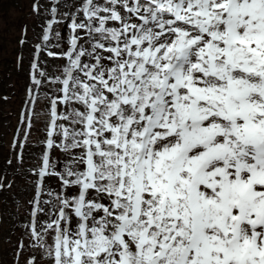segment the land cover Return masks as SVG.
I'll return each instance as SVG.
<instances>
[{
    "label": "snow or ice",
    "instance_id": "1",
    "mask_svg": "<svg viewBox=\"0 0 264 264\" xmlns=\"http://www.w3.org/2000/svg\"><path fill=\"white\" fill-rule=\"evenodd\" d=\"M49 4L32 3L44 23L12 143L22 163L52 85L17 262L264 264V0Z\"/></svg>",
    "mask_w": 264,
    "mask_h": 264
},
{
    "label": "rangeland",
    "instance_id": "2",
    "mask_svg": "<svg viewBox=\"0 0 264 264\" xmlns=\"http://www.w3.org/2000/svg\"><path fill=\"white\" fill-rule=\"evenodd\" d=\"M40 2L44 5V8L50 7L49 0H40ZM67 2L71 3L72 0H67ZM32 3L33 0H0V5L3 7V12L0 14V41L5 43V46L0 48V72H2L0 73V78H2V76L5 77V74H8L10 71L12 72L13 66H11L10 61L13 60L14 57L16 59V38L19 36L20 26L24 24V21L28 23L27 27L29 26L27 35L25 36L26 43L22 46L21 50V56L23 57L20 67L21 70H14V73L6 78L4 90L7 86L5 92L10 98L0 106V174H2L3 170H6L4 171L6 178L2 181L5 185L8 176L10 177L9 179L13 178V182L11 187L8 188V191L0 192V205H3V209H0V248L2 253H6V257L0 261V264H2V262L3 264H22L30 255H25L26 253L23 251L19 257V262H17L16 245L17 241L20 239H24L25 243L28 242V238H25L26 235H22L26 231L23 226L27 224V217L28 219L30 218V204L28 201L32 199L35 194V186L31 182L34 180V177L29 173L31 169H35L39 166L40 155L43 152L42 141L44 134H42V129L44 128L48 112V96L55 90L52 85H44V87L39 90L40 94L36 108L35 123L27 139L29 143L25 145V149L23 150V162H16L17 164H15L13 160L11 165L7 164L6 162L9 160L8 158L10 156L7 143L11 129H13L15 125V116L8 112V110H13L12 107L19 104V90L22 89L26 81V71L28 69L27 63L30 55L29 43H31L32 46L33 42L41 40L39 30L43 24V18L37 17L32 13ZM61 33L66 37L68 33L67 28L61 29ZM45 57L46 55L44 53L40 54L41 60L45 61ZM46 61L49 75L58 74L55 66L64 63L63 60H54L49 57ZM41 66L43 67V64ZM46 93H48V95H46ZM14 96L17 98H14ZM56 155L59 156L60 153L57 152ZM8 169L12 170L11 174H9ZM48 183L55 184V182L51 180L48 181ZM39 219L43 222L47 221L49 217L41 215ZM51 240L52 238L50 235L48 237L49 244H51ZM37 261L38 264H51V261L41 259V253L40 256L37 257Z\"/></svg>",
    "mask_w": 264,
    "mask_h": 264
},
{
    "label": "trees",
    "instance_id": "3",
    "mask_svg": "<svg viewBox=\"0 0 264 264\" xmlns=\"http://www.w3.org/2000/svg\"><path fill=\"white\" fill-rule=\"evenodd\" d=\"M3 5V4H2ZM3 12V7L0 5V14ZM0 35H1V32H0ZM18 38V37H17ZM17 38H16V43L18 42V40H17ZM5 46V43H3L2 41H0V48H3ZM18 49H20V45H18V43H17V50ZM16 50V51H17ZM10 64H11V66H13V73H14V70H19L18 69V67L15 65L16 64V60H15V57H14V59L13 60H11L10 61ZM19 66H21V63H20V65ZM20 70H21V68H20ZM16 73H17V71H16ZM9 75H11V73H9ZM9 75H6L5 74V77H3L2 76V78H0V106H2L3 105V103H5V101H8L9 99H3L2 98V94L5 92V90H6V87H5V90H4V83H5V81H6V78L7 77H9ZM20 91V94H23V91L22 90H19ZM0 261L1 260H3V258L4 257H6V253L5 252H1V249H0ZM2 264H3V262H2Z\"/></svg>",
    "mask_w": 264,
    "mask_h": 264
}]
</instances>
